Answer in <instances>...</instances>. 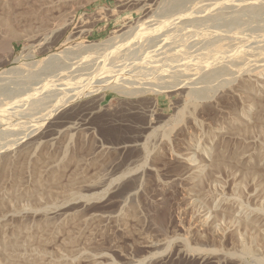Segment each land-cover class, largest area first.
I'll list each match as a JSON object with an SVG mask.
<instances>
[{"label":"rangeland","instance_id":"obj_1","mask_svg":"<svg viewBox=\"0 0 264 264\" xmlns=\"http://www.w3.org/2000/svg\"><path fill=\"white\" fill-rule=\"evenodd\" d=\"M0 20V264H264V0Z\"/></svg>","mask_w":264,"mask_h":264},{"label":"bare ground","instance_id":"obj_2","mask_svg":"<svg viewBox=\"0 0 264 264\" xmlns=\"http://www.w3.org/2000/svg\"><path fill=\"white\" fill-rule=\"evenodd\" d=\"M169 7H170V6H169ZM141 8H142V7H141ZM253 11H255V10H253ZM155 15H157V14H155ZM158 16H159V15H158ZM0 21H1V20H0ZM139 22H140V21H139ZM141 22H143V21H141ZM141 22H140V24H141ZM133 25H134V24H133ZM137 25H138V24H137ZM137 25H136V26H137ZM140 26H142V27L144 26V27H145V25H144L143 23H142ZM140 26H138V29H139ZM131 27H134V26H131ZM131 27H130V28H131ZM142 27H141V28H142ZM1 28H2V27H1ZM141 28H140V29H141ZM135 29H137V28H135ZM138 29H137V30H138ZM9 30H10V29H9ZM128 30H130V29H128ZM130 31H131V30H130ZM139 31H140V30H139ZM256 31H257V30H256ZM123 32H124V31H123ZM126 33H127L126 35L131 34L129 31L127 32V30H126ZM134 33H138V32H134ZM261 33H262V32H261ZM261 33H260V34H257L258 36H256V34L253 35V37L256 36V37H254L255 40H263V39H264V37L261 35ZM263 33H264V32H263ZM132 34H133V33H132ZM2 35H3V34H2ZM117 35H118V34H117ZM120 35H121V34H120ZM123 35H125V34H123ZM123 35H122V36H123ZM126 35H125V37H129V35H128V36H126ZM134 35H135V34H134ZM10 36H11V35H10ZM130 36H131V35H130ZM15 37H16V36H15ZM120 37H121V36H120ZM8 39H9V38H8ZM8 39L5 41V40H3V37H2V40H0V51L5 50L6 48H9V47H8V46H9L8 43H10V42H8ZM95 44H96V43H95ZM77 45H78V44H77ZM77 45H76V46H77ZM79 45H80V44H79ZM92 45H93V49H94V44H92ZM10 46H11V45H10ZM80 46H81V45H80ZM85 46H86V45H85ZM96 46H97V44H96ZM99 46H102V47H103V45H99ZM74 47H75V46H74ZM77 47H78V46H77ZM102 47H101V48H102ZM81 48H82V47H81ZM85 48H87V51H86V49H84L86 52H88V49H92V47H91L90 44H89V46L87 45V47H85ZM99 48H100V47H99ZM101 48H100V49H101ZM104 48H105V47H104ZM77 49H79V48H77ZM77 49H75V50H77ZM100 49H99V50H100ZM75 50H72V51H75ZM82 50H83V48L77 51V52L79 53V55H80V53L82 52ZM95 50H96V49H94V51H95ZM65 51H68V50H65ZM69 51H70V50H69ZM69 51H68L67 53L65 52V53H66V57H68V56H67L68 53H69V54L71 53V51H70V52H69ZM79 51H81V52H79ZM89 51H91V50H89ZM94 51H93V52H94ZM77 52H75L74 54H76ZM83 52H84V51H83ZM83 52H82V53H83ZM82 53H81V55H82ZM99 54H100V52H99ZM58 56H62V57H63L64 55H63V54H62V55H60V54H59V55H56L57 58H55V57L53 56L56 60L58 59V60L60 61L61 58L59 59ZM53 57H52V59H53ZM66 57H65V58H66ZM50 58H51V57H50ZM63 58H64V57H63ZM52 59H51V63H53V64H54V62L56 63V61H52ZM53 60H54V59H53ZM59 61H58V62H59ZM64 61H65V60H64ZM56 65H57V64H56ZM93 67H95V66H93ZM96 68H97V67H96ZM86 70H87V69H86ZM82 72H83V71H82ZM85 72H86V71H85ZM90 72H91V71H90ZM95 72H96V71H95ZM213 73H214V72H213ZM85 74H86V73H85ZM78 76H79V75H78ZM87 80H88V79H87ZM150 81H151V80H150ZM162 82H163V81H162ZM78 83H79V82H78ZM76 85H77V84H69V87H67L66 90L69 91V90H71L73 87H75ZM100 85H102V84H100ZM96 86H97V85H96ZM163 86H164V85H163ZM79 87H80V86H79ZM97 87H98V86H97ZM167 87H168V86H165V88H167ZM90 88H91V87H90ZM103 88H104V87H103ZM143 88H144V87H143ZM159 88L161 89L162 87H159ZM86 89H87V88H86ZM88 89H89V88H88ZM91 89H92V88H91ZM93 89L95 90V88H93ZM96 89H97V88H96ZM99 89H100V88H99ZM146 89H147V88H146ZM157 89H158V88H157ZM89 90H90V89H89ZM122 90H123V89H122ZM86 91H87V90H86ZM123 91H124V90H123ZM155 91H156V89H155ZM164 91H166V90H164ZM167 91H168V90H167ZM157 92H158V91H157ZM159 92H160V91H159ZM207 92H208V91H207ZM193 93H194V92H193ZM75 95H76V94H75ZM61 97H62V96H61ZM70 97H72V96H70ZM68 98H69V97H68ZM61 101H62V100H61ZM67 101H69V100L67 99L66 102H67ZM53 102H54V101H53ZM59 102H60V101H59ZM55 107H56V106H55ZM57 107H59V106H57ZM54 109H56V108H54ZM29 115H30V114H29ZM35 118H36V117H35ZM42 118H43V117H42ZM32 119H34V118H32ZM38 119H39V118H38ZM25 132H26V131H25ZM19 139H20V138H19ZM73 156H74V155H73ZM73 156H72V157H73ZM25 162H26V161H25ZM70 162H71V161H70ZM74 162H75V161H74ZM65 163H66V161H65ZM33 165H34V164H33ZM9 166H10V165H9ZM12 167H13V166H12ZM43 167H44V166H43ZM45 167H46V166H45ZM52 167H53V166H52ZM16 169H17V168H16ZM42 169H43V168H42ZM51 169H52V168H51ZM58 170H59V169H58ZM42 171H43V170H42ZM41 173H42V172H41ZM53 173H54V172H53ZM54 176H55V175H54ZM8 177H9V176H8ZM22 177H23V176H22ZM59 177H60V176H59ZM19 179H20V178H19ZM9 180H10V179H9ZM35 180H36V179H35ZM39 180H40V178H39ZM72 181H73V180H72ZM16 182H17V180H16ZM36 182H37V181H36ZM40 182H41V181H40ZM41 184H42V183H41ZM37 185H38V184H37ZM38 191H39V190H38ZM36 192H37V191H36ZM2 193H3V192H2ZM75 194H76V193H75ZM76 196H78V195H76ZM76 196H75V197H76ZM5 197H6V196H5ZM70 197H71V196H70ZM66 199H67V198H66ZM49 200H50V199H49ZM64 201H65V200H64ZM2 202H3V201H1V199H0V205H1V206H2V204H1ZM55 202H56V201H55ZM51 203H52V202H51ZM40 204H41V203H40ZM40 204H39V205H40ZM54 204H55V203H54ZM54 204H52V205H54ZM59 204H60V203H59ZM57 205H58V204H57ZM1 206H0V207H1ZM61 207H62V206H61ZM40 208H41V207H40ZM45 208H46V207H45ZM47 209H48V208H47ZM52 209H53V208H52ZM56 209H57V208H56ZM61 209H62V208H61ZM61 209H60V210H61ZM49 210H50V209H49ZM49 210H48V211H49ZM0 211H1V210H0ZM53 211H54V210H53ZM56 211H57V210H56ZM43 213H44V212H43ZM53 213H54V212H53ZM44 217L46 218V216H44ZM43 219H44V218H43ZM51 219H52V218H51ZM51 219H50V220H51ZM247 219H248V218H247ZM18 220H19V219H18ZM24 220H25V219H24ZM26 220H27V219H26ZM15 221H16V220H15ZM19 221H20V220H19ZM39 221H40V220H39ZM41 221H42V220H41ZM41 221H40V223H41ZM20 222H21V221H20ZM26 222H27V221H26ZM248 222H249V221H248ZM251 222L254 223L255 221H251ZM27 223H28V222H27ZM254 224H256V223H254ZM24 225H25V224H24ZM35 226H36V225H35ZM43 226H44V225H43ZM46 226H47V225H45V229H44V231H43L42 233H45V234L48 233V232H45V230H46ZM246 226H247V225H246ZM21 227H22V224H19L17 227H15V230H14V231H15V232H19V231L21 230ZM23 228H24V227H23ZM36 228H37V227H36ZM75 228H76V226H75ZM47 229H48V228H47ZM54 229H55V228H54ZM28 232H29V231H28ZM40 232H41V231H40ZM1 233H2V232H1ZM20 233H21V232H20ZM50 233H51V231H50ZM71 233L73 234V232H71ZM45 234H44V235H45ZM20 235H21V234H20ZM45 236H46V235H45ZM45 236H43V234H42L41 237H45ZM48 236H49V235H48ZM67 236H68V235H67ZM69 237H70V236H69ZM45 238H47V237H45ZM14 239H15V238H14ZM41 239H42V238H41ZM47 239H48V238H47ZM36 240H37V239H36ZM72 240H74V239H72ZM74 241H75V240H74ZM25 242H26V241H25ZM45 242H46V241H45ZM7 243H8V244L6 245V247H7L6 249H8V247H10V248H11L10 250H13V249H16V248H17V245L19 244V240H14V241L11 242V243L8 241ZM74 243H75V242H74ZM14 245H15V246H14ZM31 246H32V245H31ZM12 247H13V248H12ZM45 247H46V246H45ZM247 247H248V246H247ZM245 250H248V249L246 248ZM39 251H40V250H39ZM19 252H20V251H19ZM43 252H44V251H43ZM247 252H248V251H247ZM3 254H4V253H3ZM14 256H15V255H14ZM42 256H43V255H42ZM52 261H53V260H52ZM39 263H40L39 260L36 259V260H35L34 262H32L31 264H39ZM50 263H51V262H50ZM53 263H54V262H53ZM29 264H30V263H29ZM54 264H58V263L55 262Z\"/></svg>","mask_w":264,"mask_h":264}]
</instances>
